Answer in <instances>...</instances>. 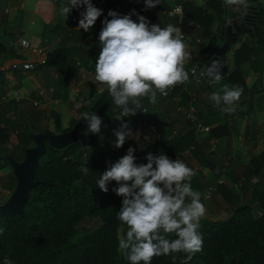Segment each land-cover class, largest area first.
Listing matches in <instances>:
<instances>
[{"label":"trees","instance_id":"trees-1","mask_svg":"<svg viewBox=\"0 0 264 264\" xmlns=\"http://www.w3.org/2000/svg\"><path fill=\"white\" fill-rule=\"evenodd\" d=\"M222 1L210 0L203 7L195 6L189 0L181 1L184 5V16L203 27V35L207 38L203 55L207 50V43L216 34L215 22L221 24L224 21L225 9L222 7ZM92 3L99 9L108 11H115L119 6L116 0H92ZM157 7L169 10L172 5L166 0H160ZM211 7L216 10L215 14ZM236 14L245 25L244 30L250 31L251 37H259L264 33L260 29L264 4H258V9L253 13ZM148 21L151 24H159L162 28L169 24L178 28V18L167 14L152 15ZM98 28L102 29L100 26ZM78 33L79 31L65 26L60 19L46 31V38L59 37L57 44L48 52L45 61L35 65L33 69L50 67L56 68L59 73L76 70L77 65L70 57L71 52L78 53L74 41L71 40L72 36ZM186 42L188 43L187 40L183 41L184 44ZM79 48L83 56L82 64L89 69L93 68V62L90 60L92 53L83 46ZM2 50H5V47L0 44V54ZM253 51L254 47H249L247 42H243L235 51L233 69L222 78L227 83L225 90L242 89L238 100L246 102L251 90L245 82L241 66ZM194 65L199 67L201 64L191 60L183 66L187 79L178 87H173L175 92L181 94L184 103H188L192 95L182 89V84L197 76L190 72ZM22 78V70L19 68L0 69V180L3 169L10 166V189L15 187L17 181L10 159L24 160L26 150L35 146L32 133L44 130L62 133L73 130L76 125L84 131L87 124L83 120V113L86 112H95L101 117V131L110 123L115 133V130L121 127L117 117L123 114L106 88L94 98L88 100L78 97L70 103V107L77 110L67 127L61 125V118L56 112H52L48 124L42 125L41 111L31 101L8 97L11 82L21 81ZM199 78L206 83L211 94H216L214 87L219 84L221 78L215 84L204 76ZM257 89L264 93V85L257 86ZM171 95L173 98V94ZM157 96L158 99H169V95H162L158 91ZM140 101L141 109L134 115L125 116V120L130 127L140 126L143 130L147 129L148 134L152 135L154 132L160 134L161 138H152L151 142L140 150L135 148L137 164L147 163L145 156L148 153L165 154L175 160L184 158L187 152H192L195 156L203 155L199 157L203 167H212L219 175L224 172L223 167L213 162L214 156L211 152L205 155L202 153L196 122L187 119L176 129L174 123L177 119H169L162 112L151 111L154 103L147 97H141ZM251 101L252 98L248 102ZM129 106L135 107L131 101ZM205 106L217 111L216 107L206 102ZM249 110L250 106L246 110L240 109L239 113L244 114ZM198 118L210 126L217 139L226 138L227 141L232 136L230 128L220 124L219 120L204 119L202 115ZM99 138L96 135L95 141L88 146L76 141L61 149L53 147L48 140L45 141L46 152L35 170V179L40 183L30 193L25 217L12 214L0 218V264H4L5 258L10 260L11 264H129L118 247L119 238L127 231V226L117 219L122 197L116 195L112 189L118 185L115 181L110 182L109 190L105 193L97 187L96 181L111 163L127 154V149L132 143L127 141L121 148L116 149L114 134L112 140L104 141L103 152L100 153L95 147L90 149ZM132 147L134 148L133 145ZM82 166L89 167L87 175L81 172ZM249 166L251 174H264V152L254 157L248 168ZM201 170L200 167L195 171L191 178V187L194 191L201 192L200 200L206 206L204 192L212 186V181L207 174L202 175ZM242 172L247 175L248 171ZM230 174L233 177L234 173ZM241 175H236L235 180H240ZM217 189L224 196V200L227 203L234 202V206L224 217L201 218L198 231L203 240L202 250L192 255L187 264H264V183L254 189L253 203L243 202L238 193H228L230 190L223 182L217 184ZM167 238L176 237L175 234H167ZM187 255L181 252L153 257L152 264H185Z\"/></svg>","mask_w":264,"mask_h":264},{"label":"crops","instance_id":"crops-1","mask_svg":"<svg viewBox=\"0 0 264 264\" xmlns=\"http://www.w3.org/2000/svg\"><path fill=\"white\" fill-rule=\"evenodd\" d=\"M116 1L119 6L115 11L121 15L129 14L133 12V10L139 14V12L145 8L144 0ZM166 1L173 7L177 3H181V1L188 0ZM189 1H192L195 6L203 7L206 6L210 0ZM68 3L69 0H61L60 2L57 0H0V44L5 47V50H2L0 54V69L10 70L12 68H19L22 70L23 75L21 81L11 82L10 85L12 87L8 92V97L28 99L32 103L34 99L41 100L40 104L35 106L41 111L43 121L44 119L48 121L45 122V125L49 123L52 112H56L61 118V125L67 127L77 110V108L72 109L70 103L76 101L78 97H83L88 100L94 98L107 88V85L99 84L95 81V78H91L89 74L91 69H95V62L101 50L99 43V33L101 30H99V26L96 23L88 32L77 28L80 13L84 11V8H73L71 12L66 15L62 13L61 5L66 6ZM221 3L222 7L225 9L223 15L224 21L221 24H219L218 21L215 22V35H222L224 26L229 22L233 23L232 31L234 34H225L223 40L220 38L216 39V46L209 49L208 46L213 35L211 40L207 43L208 46L204 55L203 48L207 38L203 35V27L189 20L184 16V13L181 16H174V18H178L177 29L179 33L192 36L195 41L198 38L200 39V41H194V43L189 42L187 39H182V42L187 40L188 43H190L189 46L187 42L185 44L183 43L185 45V52L187 53L183 61V66L190 63L191 60L193 62H199L203 65V68L201 65L199 67L194 65V67H197L203 72L209 61L208 55H213L217 47L229 43L227 52L222 57L224 64L228 65L229 72L234 67L235 51L243 42H247L249 47H254V51L252 55L242 63L241 67L245 82L251 90V95L247 98L248 101L252 98L251 104L243 100H236L231 104L226 103L229 110L225 112L223 111V106L217 107V102H215L214 105L208 103L213 101L215 95H220L222 98L225 94L227 83L222 79L225 76H218V79H221L219 84L214 87V89H216V94H211L207 85L204 89H201V85H198L194 81V79L199 76H195V78L191 79L189 82L182 84V89L186 90L190 96L192 95L188 103H184L181 94L178 91L175 92L172 87L168 90L169 93L167 95H169V99H157L151 111L162 112L166 114L169 119H177L174 126L178 129L179 126L187 120L186 115L189 106L194 105L198 117L202 115L204 119L212 118L213 120H219L220 124L227 125L230 128L232 136L227 141L226 138L217 139V137L214 136V132H211V129L207 132L197 130L198 140L204 155L211 152V155L215 156L216 150L218 149L217 146L220 143L222 144L221 149L224 148L226 150V152L222 154L225 160L221 161V164H218L223 167L225 174L227 173L228 175L222 174L218 177L219 174L215 173L212 167H203L199 159V157L203 155L195 156L190 152L192 158L189 157L187 159L185 154L182 159L186 162L189 161V164L192 165H196V162L200 164L202 168L201 174H207L208 178L212 181V186L210 188H216L214 193H217L216 196L219 195L221 197V203H226L224 196L218 192V183L223 182L228 186L227 188L231 190H233L232 187L234 183L237 187V190L234 189V192L240 195L241 200H252L254 189L264 183L263 173L260 175L251 174L250 166L248 168L252 159L264 152V108L262 109L260 102L257 103V99H259L263 93L256 88V86L261 87L264 85V33L259 37H251L250 31L244 30L245 25L238 18L239 15L236 14L237 12L247 14L253 13L258 9V4H264V0H244V3L239 5L228 4L227 0H223ZM211 8L215 14L216 10H214L213 7ZM102 12L108 13L109 11L107 9H102ZM133 17H136V15H133L132 18ZM107 18L111 19V17ZM262 18L263 23L260 25V29L264 32V15ZM60 19L69 29L79 31V33L73 35L71 39L78 49V53L71 52L72 55L70 57V60H74L77 65L76 70L70 73H59L56 68L50 67L33 69L35 65L45 61L48 52L57 44L59 37L53 36L46 38V31L54 26ZM22 39H26L29 46L22 45ZM81 46L85 47L90 54L92 53L93 56H91L90 60L91 63L93 62V68L89 69L82 64L81 61L83 60V56L82 53H80L81 48H79ZM179 85L180 83L175 86L178 87ZM199 89H201V91H199ZM40 92L43 94L41 95ZM171 94H173V98ZM205 102L206 104L216 107L217 111L208 109L205 106ZM248 106H250L248 112L244 114L239 113L240 109L246 110ZM118 118L121 125L126 123L124 121V114L118 115ZM236 120H239V122L237 123ZM200 121L208 125L201 119ZM128 128L130 129V126ZM138 129L139 128H135L133 131L130 129L132 136L128 137L126 142L130 141L131 143ZM243 170H245V172L248 171L247 175L242 174ZM230 173H234L233 177L230 176ZM236 175H241L240 180H235ZM228 193L231 192L229 191ZM204 197L205 199L207 198L206 196Z\"/></svg>","mask_w":264,"mask_h":264},{"label":"clouds","instance_id":"clouds-1","mask_svg":"<svg viewBox=\"0 0 264 264\" xmlns=\"http://www.w3.org/2000/svg\"><path fill=\"white\" fill-rule=\"evenodd\" d=\"M228 4H242L244 0H227ZM145 10L155 8L160 0H144ZM83 7L77 28L88 32L102 15L92 0H69L61 5L68 15L73 8ZM136 15L137 21L132 19ZM108 19L102 21L99 33L100 52L95 62V81L107 85L113 102L124 116L134 115L141 109V97L152 103L158 99L157 91L167 95V90L187 79L183 68L186 58L185 45L177 28L169 24L161 27L133 10L121 15L109 10ZM242 89L226 90L223 99L231 104L239 99ZM216 97V96H214ZM135 107H130L129 102ZM80 105H77L79 107ZM87 131L101 133L103 121L95 112L83 113ZM114 148H121L132 136L128 125L115 130ZM135 148L111 163L100 173L97 187L107 193L112 189L122 197L117 219L127 226L126 234L119 238L118 247L129 264H152L153 257L173 253L188 254L185 260L202 250L203 240L198 229L206 209L200 194L191 187L195 175L192 168L179 159L172 160L165 154L148 153L147 163L137 164ZM81 172H89L82 166ZM167 234H175L174 239ZM175 259V257H173ZM4 264H11L5 258Z\"/></svg>","mask_w":264,"mask_h":264},{"label":"water","instance_id":"water-1","mask_svg":"<svg viewBox=\"0 0 264 264\" xmlns=\"http://www.w3.org/2000/svg\"><path fill=\"white\" fill-rule=\"evenodd\" d=\"M233 23L229 22L224 26L222 35H214L209 49L216 46V39H224L225 34L233 35ZM229 43H225L220 47H217L213 55H208V63L203 70V76L205 79L210 80L212 83H216L218 76H226L228 73V65L223 62V55L226 54ZM213 101L208 102L214 105L217 102V107L223 106V111H228L226 102L220 97L215 95ZM234 115V114H233ZM31 136L35 141V146H32L26 150V155L23 161H16L10 159L13 173L16 177V188L10 198L5 204H0V218H4L6 215H20L25 217V207L28 203L30 193L39 185L40 181L35 179V170L39 164L40 158L46 152L45 141L48 140L55 148H64L76 141H81L84 146H88L95 141L96 135L85 132L79 128L78 125L73 130L56 133L52 130H44L38 133H32Z\"/></svg>","mask_w":264,"mask_h":264},{"label":"rangeland","instance_id":"rangeland-1","mask_svg":"<svg viewBox=\"0 0 264 264\" xmlns=\"http://www.w3.org/2000/svg\"><path fill=\"white\" fill-rule=\"evenodd\" d=\"M201 67L203 68V65H201ZM193 68H195V67L192 66L190 72L192 71ZM191 74H193V73L191 72ZM194 81L198 85H201V89H204L206 87V84L204 83V81L202 79L195 78ZM256 88H257V86H256ZM201 89H199V91H201ZM259 102H260V104L262 106V109H263L264 108V93L260 96L259 99H257V103H259ZM124 121L126 122V124L129 127L130 125L128 124V122L125 119H124ZM45 122H48V121L46 119H44L42 125H45ZM236 122L238 123L239 120H236ZM163 126H164V124H163ZM137 128H139V127H137ZM84 131L85 132H88L87 131V125L84 126ZM101 133H100L101 134L100 136L98 134V137H100L98 139V141L93 146H91V148H90L92 150L95 147V149L98 150L100 153L103 152L102 147H104V141H109V140H112L114 138V130L112 128V125H110V123L107 124V126L105 125L103 127ZM148 133L149 132H147V129H144L143 130V128H142V130L141 129H138V131L135 132V136L131 140V143L134 146V148L137 147V149L140 150L141 148H144L145 146L148 145V143L151 142V136H150L151 133L150 134H148ZM152 133H154V132H152ZM235 138H237V137H235ZM217 147H218V149L216 150V153H215L213 162L216 165H219L218 163L221 164V161L225 160V157H223L222 154L225 153L226 150L224 148L221 149V147H222V144L221 143ZM185 154H186L187 159L189 157L192 158L190 152H187ZM178 159L181 160V161H183L188 167L192 168L194 170V172L200 167V164H198L197 162H196V165H198V166L189 164L190 162L189 161L186 162L185 160H182L183 158H178ZM10 171H11V167L9 166V167L3 169V171L1 172L2 177H1V180H0V204H5L6 201L10 198V196L12 195V193L14 192V190L16 188V185H15V187L13 186L12 189H10L8 187V185L10 184V181L12 179L11 178V175H10ZM222 174L226 175L227 173L225 174V171H224ZM221 175H219L218 177H220ZM233 182H236V181H233ZM236 188L237 187L233 183V187H232L233 190H231V189H229V190H230L231 193H235L234 192V189L237 190ZM215 190H216V188H213L212 187V188H209L208 191H205L204 192L205 193L204 196L207 197L206 198L207 201H205L206 202V207H205L206 212H205V215L204 216H208V217H211V218L224 217L229 212V210L232 209V207L234 206V202L233 203L232 202L231 203H227V202L226 203H221V200H220L221 197L219 195L216 196L217 193H214ZM197 192L198 193H201L199 191H197ZM229 198H232V197H229ZM242 201L243 202H248V203H253L254 202L253 200L251 201V199L250 200L242 199Z\"/></svg>","mask_w":264,"mask_h":264},{"label":"built area","instance_id":"built-area-1","mask_svg":"<svg viewBox=\"0 0 264 264\" xmlns=\"http://www.w3.org/2000/svg\"><path fill=\"white\" fill-rule=\"evenodd\" d=\"M184 13V6H183V3H177L176 5H174L171 9L169 10H165L161 7H155V8H151V9H147L145 10V8H143L140 12H139V15H142L144 17H146L147 19L152 16V15H157V14H167L171 17H174V16H178V15H183ZM105 17H108V13H104L102 12V15L97 19V21L95 22L98 26L102 27V21L105 19ZM134 21H137V17H133L132 18ZM181 38L182 39H187L189 42H194L195 39L192 37V36H188L184 33H179ZM196 41H200V39H196ZM21 44L24 45V46H29V43L26 39H22L21 40ZM192 72L194 74H196L197 76L199 77H202L203 76V72L198 69L197 67L193 68L192 69ZM89 74L91 76V78H94L95 77V69H91L89 71ZM40 94L42 95L43 93L40 92ZM31 97V95H30ZM41 102V100H36L34 99L33 100V103L34 105H39ZM196 107L194 105H190L188 110H187V119L190 120V121H193V122H196L197 124V130H200V131H210V127L208 125H205L203 122H201L196 114ZM137 128V127H136ZM130 129L133 131L135 130V127L131 126ZM139 129L142 130V127L139 126ZM151 138H161L160 134H156V133H153L152 135H150ZM129 147H132V145H129Z\"/></svg>","mask_w":264,"mask_h":264}]
</instances>
